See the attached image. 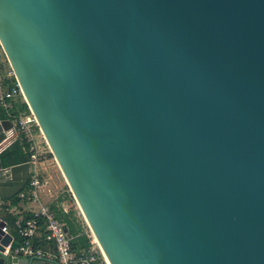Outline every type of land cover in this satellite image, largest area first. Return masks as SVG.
Returning <instances> with one entry per match:
<instances>
[{"label": "water", "instance_id": "1", "mask_svg": "<svg viewBox=\"0 0 264 264\" xmlns=\"http://www.w3.org/2000/svg\"><path fill=\"white\" fill-rule=\"evenodd\" d=\"M0 48L109 264H264V0H0Z\"/></svg>", "mask_w": 264, "mask_h": 264}, {"label": "built area", "instance_id": "2", "mask_svg": "<svg viewBox=\"0 0 264 264\" xmlns=\"http://www.w3.org/2000/svg\"><path fill=\"white\" fill-rule=\"evenodd\" d=\"M4 61L6 66H3L0 61V107L10 117L8 112L12 107L13 100L17 97H21L23 100L24 98L14 72L5 57ZM10 121L13 124V129L29 144L30 157L25 162L29 165L27 186L16 196L19 203L13 205L10 200H0V217L4 224L1 231L11 236V242L5 247L4 255L25 259L34 258L46 262L54 261L57 264H96L98 261L106 264L91 232V235H87L90 239V247L81 249L78 253L73 252L71 248L73 237L69 235L65 223L59 220L47 205L40 203V189L44 184L42 179L43 163L39 155L40 146L35 143V128L38 131L39 128L30 110L28 114L14 117ZM41 137L43 138L42 135ZM43 141L48 148L44 138ZM2 151L3 149L0 148V153ZM31 203L38 205L36 211L24 209L23 206ZM19 207L22 209L20 208V210ZM25 212L31 214L32 217H24ZM7 217L13 219L11 225L8 224ZM94 244H96L101 257L95 251Z\"/></svg>", "mask_w": 264, "mask_h": 264}, {"label": "trees", "instance_id": "3", "mask_svg": "<svg viewBox=\"0 0 264 264\" xmlns=\"http://www.w3.org/2000/svg\"><path fill=\"white\" fill-rule=\"evenodd\" d=\"M10 117L7 116V113L3 108L0 107V121L17 118L20 115H26L29 113L28 106L25 102L17 104L12 103V107L8 112ZM21 139V140H20ZM29 144L22 136H20L16 141H14L9 147L4 149L0 153V161L2 167H10L13 165L22 164L29 160ZM52 158V155H49ZM13 205H17L19 203V199L16 197L10 200ZM56 215V217L63 221L67 227L69 235L73 237L71 241V248L73 252L78 253L81 249H88L90 247V239L87 235L82 231L81 225L76 221L74 217V212L64 213L62 210L57 211L55 208H50ZM31 214H27L26 218H31ZM8 224L13 223V219L7 217ZM96 264H102L98 261Z\"/></svg>", "mask_w": 264, "mask_h": 264}, {"label": "crops", "instance_id": "4", "mask_svg": "<svg viewBox=\"0 0 264 264\" xmlns=\"http://www.w3.org/2000/svg\"><path fill=\"white\" fill-rule=\"evenodd\" d=\"M0 61H1V64L3 66H6L4 59H2L1 57H0ZM18 102L23 103L24 100L21 97H17L16 99L13 100V103H15V104H17ZM20 136L21 135H19L18 132L15 131V129L9 131L7 133L6 139L0 144V148H2L3 150L6 149L14 141H16ZM35 140H37V141H35V143L36 144L41 143L40 148L44 149V142L40 141L38 139V137H36ZM48 154L51 155L50 152ZM50 159L51 158L48 157L44 161L42 160V163H43L42 167L47 172H48L47 168H48L49 164L51 163ZM43 182H44V184H43L42 188L40 189V203L42 205H47L49 208H55L57 211L62 210L64 213H68L69 211L70 212L76 211L74 209L72 195H71L66 183H62V181H60V179H59L61 186H63V188H65V189H63L62 193H59V192H56V190H55L57 183L55 181H53L52 177H50L48 174H47V177L43 180ZM23 207H24V209L29 210V211H36L38 208V205L31 203V204H26V206H23ZM20 208L22 209V207H19V209ZM76 209L78 210V207H76ZM27 214H29V213L25 212V214H23V216L26 217ZM74 217H75L76 221L81 225V223L78 221L77 217L75 216V213H74ZM0 219H1V217H0ZM81 227H82V231L87 235L86 229H84L82 225H81ZM100 262L102 264H104L102 261H100Z\"/></svg>", "mask_w": 264, "mask_h": 264}, {"label": "rangeland", "instance_id": "5", "mask_svg": "<svg viewBox=\"0 0 264 264\" xmlns=\"http://www.w3.org/2000/svg\"><path fill=\"white\" fill-rule=\"evenodd\" d=\"M3 51L1 50V48H0V57L2 58V59H4V56H3ZM35 136L36 137H38V139L40 140V141H43V138L41 137V134H40V132L38 131V129L37 128H35ZM36 137H35V139H36ZM35 141H37V140H35ZM44 142V141H43ZM38 146H40L41 145V143L40 144H37ZM46 148V149H45ZM49 150H48V148L45 146V144H44V149L43 148H40L39 149V155H40V160H45L46 158H48L49 156ZM51 161V163L49 164V166H48V172L47 171H45L44 169H43V167H42V179L44 180L46 177H47V174L50 176V177H52V180L53 181H55L56 183H57V185H56V192H59V193H62L63 192V189H65V188H63V186H61V184H60V182H59V179H60V181H62V183H65V181H64V178L62 177V175H61V172H60V170H59V168H58V166H57V164H56V162H55V160H54V158L52 157L51 159H50ZM46 167V166H45ZM73 198V197H72ZM73 204H74V209L76 210V211H74V213H75V216L77 217V219H78V221L81 223V225L83 226V228L84 229H86V233H87V235H91L90 234V230H89V228H88V226L86 225V223H85V221H84V219H83V217H82V215H81V213H80V211H79V209L77 210L76 209V204H75V200L73 199ZM71 209V208H70ZM69 209V210H70ZM70 212V211H69ZM91 240H92V238H91ZM94 247H95V251L98 253V255L100 256V252H99V250H98V248H97V246H96V244H94ZM101 257V256H100Z\"/></svg>", "mask_w": 264, "mask_h": 264}, {"label": "bare ground", "instance_id": "6", "mask_svg": "<svg viewBox=\"0 0 264 264\" xmlns=\"http://www.w3.org/2000/svg\"><path fill=\"white\" fill-rule=\"evenodd\" d=\"M91 234H92V233H91ZM92 237H93V235H92ZM93 239H94L95 243L98 245L96 239H95L94 237H93ZM98 247H99V245H98ZM99 249H100V247H99ZM100 251H101V249H100ZM101 252H102V251H101ZM103 257H104V255H103ZM104 260H105L106 264H109L106 258H104Z\"/></svg>", "mask_w": 264, "mask_h": 264}]
</instances>
